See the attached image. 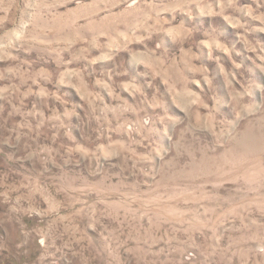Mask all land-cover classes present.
<instances>
[{"label": "rangeland", "instance_id": "374dc122", "mask_svg": "<svg viewBox=\"0 0 264 264\" xmlns=\"http://www.w3.org/2000/svg\"><path fill=\"white\" fill-rule=\"evenodd\" d=\"M0 264H264V0H0Z\"/></svg>", "mask_w": 264, "mask_h": 264}]
</instances>
